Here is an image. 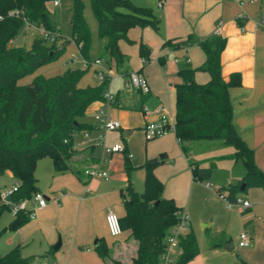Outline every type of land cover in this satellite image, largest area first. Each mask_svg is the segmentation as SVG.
Here are the masks:
<instances>
[{
	"label": "crops",
	"instance_id": "obj_1",
	"mask_svg": "<svg viewBox=\"0 0 264 264\" xmlns=\"http://www.w3.org/2000/svg\"><path fill=\"white\" fill-rule=\"evenodd\" d=\"M133 1L153 9L159 18V32L151 27L134 28L129 36L141 38L154 53L161 54L158 58L165 56L162 64L158 61L161 78L154 80L149 70L145 69L149 61L144 63L135 47L120 43L121 50L130 55L133 65L124 69L122 74L126 76L130 71H138L148 81L150 91L148 94L140 93L142 100L153 98L155 108L164 105L174 117V84L181 81L177 70L186 62L192 67H199L204 62L203 52L197 43L179 49L163 48L162 43L166 39L185 38L189 34L195 40L214 35L225 38L220 56L221 77L227 82L236 75L239 82L229 87L232 122L237 133L253 150L255 163L264 171V26L257 23L264 12V0ZM70 4L71 0L67 1L65 10L69 21ZM101 42L103 47V40ZM101 59L108 71L118 69L112 62ZM194 78L196 82L204 83L209 80V74L197 70ZM98 82L96 78L94 84ZM165 84L174 95L172 107L163 104L160 97ZM103 102L95 101L87 107L83 121L92 125V129L88 137L80 132L75 136L74 150H78L77 156L81 158L85 156L86 149L93 146L95 161L78 162L79 167L99 164L108 171L109 177L88 178L84 174L79 177L71 171L56 173L51 158L39 159L34 176L46 205L38 208L33 202H28V207H35L34 217L18 229L0 234V247L3 249L0 255L20 245L22 255L32 259L31 264L47 259L54 260L56 264H107L95 250V242L103 239L113 258L130 262L135 256L136 242L129 238L128 230L112 237L107 229L106 213L111 209L119 217L122 216L125 210L121 191L130 182L134 190L141 192L144 180L141 165L148 159L162 158L154 173L163 183V197L173 199L177 206L185 210L189 220L188 232H193L197 239L199 253L186 264H235L239 258L247 264H264V189L250 187L241 191L238 198L249 201L250 207L239 210L236 206H228L217 192V187L239 178L233 171L232 159L223 158L216 162L211 182L194 179L192 175L190 161L205 165L211 158L232 155L234 148L214 140L195 142L190 144V151L185 155L174 131H171L152 140H146L143 135L144 144L141 153H138L132 134H141L145 116L140 108L139 121L133 123L130 118L134 113L118 104L117 95L112 104L117 109L111 115L120 122L121 128L106 132L104 144H123L129 153L133 152V156L130 155L133 169L127 173L124 153H103L96 141L99 132L97 123L95 119L93 123L86 119L90 112L94 114L103 110ZM148 119H156V116L150 115ZM150 141L153 143H148ZM0 179V189L17 182L9 170L0 175ZM140 183L142 190L138 188ZM13 218L14 215H11L0 231ZM241 232L250 236L251 243L247 247H239L237 242V252L231 242L237 237L239 239ZM220 234L224 236L222 245L211 248L209 236ZM58 241L59 247L55 249ZM226 245L231 246V250H226ZM228 253H233V256L228 257Z\"/></svg>",
	"mask_w": 264,
	"mask_h": 264
},
{
	"label": "trees",
	"instance_id": "obj_2",
	"mask_svg": "<svg viewBox=\"0 0 264 264\" xmlns=\"http://www.w3.org/2000/svg\"><path fill=\"white\" fill-rule=\"evenodd\" d=\"M53 2L0 0V175L9 170L19 182L12 197L15 201L30 199L38 192L34 171L39 159L49 157L56 173L71 171L79 177L89 167H79V163L94 160L91 146L86 149L85 156L74 162L73 158L77 156L74 141L79 132L92 129V125L84 122L83 118L89 104L104 101L103 91L108 81L81 88L78 82L85 70L72 67L60 75L36 77L27 85L17 84L20 77L55 60L70 41L58 35L53 43L36 37L30 48L9 44L25 25L56 31L57 24L50 18L49 5ZM89 2L97 22L98 37L103 40L102 53L98 58L112 62L117 68L122 67L128 59L120 47V43L125 42L128 45L137 44L138 55L144 63L150 60L148 46L141 38H131L129 32L145 27L159 32V18L151 7L139 6L133 0ZM84 8V0H71V41L76 44L82 58L90 60L91 33L84 18ZM193 43H197L202 50L204 62L199 67H192L186 62L177 70L181 81L174 84L173 131L185 155L190 151V144L195 142L214 140L234 148L232 155L211 158L205 165L190 161L193 178L211 182L216 162L223 158L232 159L233 171L239 178L217 187V192L224 193L228 203H234L241 193L242 184H245V190L250 187L264 189V171L255 163L253 150L240 137L232 122L229 87L239 82L236 75L227 82L221 77L220 56L225 38L214 35L195 40L189 34L185 38L166 39L162 47L179 49ZM158 61L162 64L165 56H160ZM197 70L206 71L209 80L196 82L194 74ZM123 153L125 169L129 173L133 169L130 154L126 148ZM161 162L162 158H153L141 165L144 170L141 192L134 190L130 182L121 191L125 212L119 217V223L122 231L128 230L129 238L136 242V252L130 262H122L112 257L110 248L101 239L95 250L107 264H159L165 251L166 237L183 211L173 199L163 197V183L154 173V168ZM6 211L9 207L0 203V217ZM29 220L24 211H18L0 234L16 230ZM223 240L222 234L209 236L210 247L222 245ZM198 253L194 233L187 232L179 240L175 264H186ZM31 261L30 257L22 255L20 245L0 255V264H31ZM235 264L247 263L239 258Z\"/></svg>",
	"mask_w": 264,
	"mask_h": 264
},
{
	"label": "built area",
	"instance_id": "obj_3",
	"mask_svg": "<svg viewBox=\"0 0 264 264\" xmlns=\"http://www.w3.org/2000/svg\"><path fill=\"white\" fill-rule=\"evenodd\" d=\"M59 4L60 0H54L53 5L58 6ZM257 23L264 26V12L260 17L259 21H257ZM38 30L40 38H42L47 43H53L56 37L60 35L58 29L56 31H49L44 27H39ZM83 60L84 68H89L90 66L94 67L96 78L99 82H109L111 76L109 75L108 69L104 65L101 58H96L93 60ZM126 76L127 77L125 81V86L127 88L134 89L142 94L149 93L150 88L148 81L142 73L138 71H132L127 73ZM103 98L104 101H107L109 103H112L114 101V97L110 94L109 90H106L105 88L103 91ZM142 112L145 116V122L142 125V131L146 140H152L161 137L167 134L168 132L174 130L175 116L173 117L164 105H160L155 109H149L148 107L143 106ZM150 115H155L156 119H148ZM94 119L98 124L97 127L99 128V130L108 132L121 128L120 122L105 113L103 110H99L95 114ZM83 135L84 137H88L89 131H85ZM96 141L97 144L102 147L103 153L105 154L114 152H124L125 150V146L123 144H114L111 146L105 145L104 134L97 135ZM83 174L88 178L107 179L109 177L108 171L103 169L99 164L86 168ZM18 186L19 182L17 181L11 187L1 188L0 203L7 205L12 215H15L18 211H24L31 219L35 215V207L41 208L46 205L45 197L42 193L36 192L32 195L30 199L23 198L18 201H15L12 197L13 194L17 191ZM219 196L225 200L224 193H219ZM29 201L35 204L34 208L28 207ZM226 203L228 206L231 205L238 207L239 210H244L250 207V202L247 200H242L241 198H238L234 203H228L227 201ZM178 216V223L175 225V227L170 230L169 234L166 237L165 251L160 256L159 264H175V261L179 254V240L188 232L189 220L185 210L181 211ZM105 219L108 232L112 237H117L122 234V229L119 223V216L113 210L110 209L107 211ZM250 243V236L245 232H241L239 234L238 246L247 247L250 245ZM39 264L56 263L54 260L47 259L40 262Z\"/></svg>",
	"mask_w": 264,
	"mask_h": 264
},
{
	"label": "rangeland",
	"instance_id": "obj_4",
	"mask_svg": "<svg viewBox=\"0 0 264 264\" xmlns=\"http://www.w3.org/2000/svg\"><path fill=\"white\" fill-rule=\"evenodd\" d=\"M67 1L69 0H60V4L58 6H54L52 3L49 5V8L51 10V21L55 24H57V29L59 31V34L63 36L64 38L70 40L66 43L65 50L61 55H59L55 60L45 63L34 69L31 73L24 75L20 77L17 80L18 85H27L32 80H34L36 77H44L49 78L56 75L62 74L66 69L76 67L79 69H84L85 73L82 76V78L78 82V86L81 88H85L88 85H93L96 81V74L94 72V67L90 66L89 68H84V60L82 56L80 55L78 48L76 44L71 41V29H70V21L67 18V14L65 13ZM85 2V8H84V18L85 21L90 29L91 33V48H90V58L96 59L98 55L102 53V42L100 38L98 37L97 33V22L94 17V14L92 12L90 2L89 0H84ZM40 37L39 30L35 25H25L21 32L9 43L12 46H24L26 48H30L31 44L34 40V38ZM136 39V38H135ZM61 40L59 41V43ZM131 47H135L138 52V46L137 44L130 45ZM150 49V60L149 63L146 65L145 69L147 68L150 72V75L152 79L154 80H160V66L158 63V56L161 55L154 53L153 49L148 47ZM128 59L124 62L122 67H119L117 70L108 71L111 75V78L106 85L105 89L109 90L110 94L114 97L118 95V104L120 106L125 107L128 111H131L134 113V115L130 118V120L133 123H136L139 121V113L141 111L140 108L143 106L148 107L149 109H154V102L155 100L151 97L144 98L142 100V95L139 91H136L131 88H127L125 86L126 77L122 74L124 69H130L131 62H130V55H127ZM132 72V71H130ZM98 81V80H97ZM153 93H157V91L151 89ZM163 95L160 96L163 104L167 105H174V95L170 92V90L166 87L161 90ZM114 102V101H113ZM112 103H109L107 101L103 102V111L110 115L112 117V112L114 109H117L115 105H112ZM96 113L93 114V112L86 115V119L90 121V123L94 122V116ZM144 115V114H143ZM98 126V124H97ZM141 134L134 132L132 134L133 139L132 142L134 143V146L136 147V151L141 153L142 147H143V131L140 130ZM80 132V133H84ZM171 132V131H170ZM168 132V133H170ZM99 134L106 135L105 131L99 130ZM84 143H87L84 142ZM143 143V144H142ZM148 143H153V141H150ZM78 150H75V153ZM131 156H133V152L129 153ZM77 158H80L79 156H75L73 158L74 162ZM93 166V165H91ZM89 166V167H91ZM0 182H2V179H0ZM1 184V183H0ZM139 189L142 190V183L138 185ZM117 214V212H115ZM11 212L6 211L2 217L0 218V229L7 224L8 218L11 217ZM1 241V240H0ZM237 242L238 237L236 239H232L231 245L236 247L237 250ZM3 249L0 247V252ZM238 252V250H237ZM233 253H228V257H232Z\"/></svg>",
	"mask_w": 264,
	"mask_h": 264
},
{
	"label": "water",
	"instance_id": "obj_5",
	"mask_svg": "<svg viewBox=\"0 0 264 264\" xmlns=\"http://www.w3.org/2000/svg\"><path fill=\"white\" fill-rule=\"evenodd\" d=\"M245 189V184H242L241 186H240V191H243ZM99 242L98 241H96L95 242V244H98ZM59 247V241H58V243H57V245L54 247L55 249H57ZM231 246H229V245H226L225 246V249L226 250H231Z\"/></svg>",
	"mask_w": 264,
	"mask_h": 264
}]
</instances>
